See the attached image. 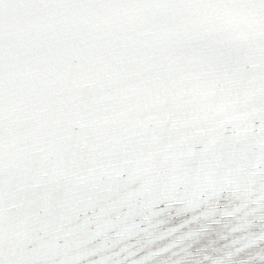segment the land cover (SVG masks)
<instances>
[{"label":"snow or ice","instance_id":"snow-or-ice-1","mask_svg":"<svg viewBox=\"0 0 264 264\" xmlns=\"http://www.w3.org/2000/svg\"><path fill=\"white\" fill-rule=\"evenodd\" d=\"M0 264H264V0H0Z\"/></svg>","mask_w":264,"mask_h":264}]
</instances>
